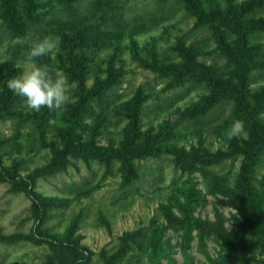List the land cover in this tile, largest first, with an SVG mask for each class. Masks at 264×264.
<instances>
[{"label":"rangeland","instance_id":"374dc122","mask_svg":"<svg viewBox=\"0 0 264 264\" xmlns=\"http://www.w3.org/2000/svg\"><path fill=\"white\" fill-rule=\"evenodd\" d=\"M114 1L119 7L106 12L103 20H93V0H76L70 8L50 5L42 11L39 24H30L23 16L25 0H9L22 34L13 35L0 20V161L9 174L28 176L44 169L54 158L60 146L59 133L77 104L74 92V101L62 110H50L48 129L39 131L34 119L42 109L28 110L23 98L7 88L8 80L28 70L26 57L32 44L50 34L61 37L59 53L38 63L47 64L53 74H67L70 80L78 81L83 71L87 90L104 82L111 70L116 79L107 89L104 102H92L82 117L76 142L88 143L106 154L122 150L128 125L125 114L138 89L145 97L140 131L152 133L150 141L160 142L154 145V155L130 161L135 175L126 183L117 157H112L110 163L94 158L87 162L73 160L63 172L39 178L35 190L50 205L44 220L37 217L23 193L12 192L9 182L0 183V233L33 238L0 243V264H60L73 258L72 254L55 255L43 240L79 247L83 252L75 259L83 264H149L153 252L150 244L161 226L167 225L165 211L180 217L188 203L194 206V216L213 221L218 211L226 220L225 227L232 228L229 219L235 210L225 203V197L211 193L209 186L216 177L225 186H235L247 158L236 153L216 163L214 157L239 148L252 149L251 134L246 130L232 139L226 135L236 122L232 118L234 102L223 99L201 113L202 107L197 109L195 104L209 95L204 84L171 85L170 78L141 66L138 58L178 65L182 59L174 48L183 41L195 53L196 62L227 79L233 65L226 48L234 45L236 35L225 30L217 42L211 29L200 25L181 0ZM194 1L207 16L206 22L220 29H227L229 23L224 24V20L233 17L244 24L264 23V6L259 0ZM247 4L252 6L246 12L242 9ZM86 22H91L94 29L87 26L88 32L83 30ZM95 34H100L104 43L93 44ZM245 41L260 50L247 85L250 92H257L264 89V32L254 31ZM189 109L190 116L184 119ZM163 128L171 130L167 139L159 134ZM199 169L206 172L205 178ZM252 169L250 184L260 189L264 184V156L258 157ZM124 234L139 236L119 259L115 254ZM182 234L169 228L164 231L159 264H264V248H246L227 256L220 252L215 238L201 245L196 232H192V240L186 244Z\"/></svg>","mask_w":264,"mask_h":264},{"label":"trees","instance_id":"16d2710c","mask_svg":"<svg viewBox=\"0 0 264 264\" xmlns=\"http://www.w3.org/2000/svg\"><path fill=\"white\" fill-rule=\"evenodd\" d=\"M76 0H25V12L23 13L24 20L30 24H39L42 11L48 9L50 5L63 6L70 8ZM164 1V0H157ZM186 8L194 13L200 25H207L218 42L221 35L225 30L233 31L236 35L234 45L222 44L226 48V54L229 63L233 65L229 78L224 79L223 75L217 73L214 69H207L202 64L195 61V53L192 52L190 47H185L183 41H178L174 51L182 59L181 63L174 66H166L159 64L156 60L146 62L138 58L141 66L152 70L159 74L160 77L170 78L169 84H181L183 82H191L195 85L204 84L209 91V95L204 97L201 102L196 103V108L202 107V112L205 113L213 105L219 103L223 99H231L235 104V111L232 118L235 121H242L244 129L251 134L250 143L252 144L251 150L236 149L230 154H222L219 157H214L215 162H220L224 157H229L236 153H241L247 156L243 161L240 172L235 186H225L221 179L216 177L212 181L210 187L211 193H218L225 197V203L229 205L235 213L231 215L229 221L232 223V228L228 230L224 223L225 218L221 213L215 211V219L209 221L201 219L193 215L194 206L188 203L184 206L181 216H174L171 211H165L167 225H162L157 231L155 238L150 244L153 249L150 254L149 264H159V253H161V240L166 229H172L174 232H183V240L186 244L192 240V232H196L199 242L202 245L204 240L215 238L219 244L220 252L224 255L231 256L242 250H254L257 248H264V184L260 189L252 187L250 184L253 176L252 167L258 162V157L264 156V118L261 117L264 111V89L257 92H250L247 85L250 83L249 72L252 68L256 67L255 57L259 55V47H252L247 44L245 38L248 34L259 31L264 32L263 24H244L241 19L233 17L232 19H225L224 24L228 27L218 28L215 24L206 22L207 16L201 12L197 7L194 0H181ZM264 6V0L258 2ZM1 24L6 25L8 31L16 36L21 33L19 30L20 21L16 16V12L11 7L9 0H0ZM252 4H247L242 10H248ZM118 8L117 2L114 0H93L92 4V18L93 20L105 17L106 12L112 13L115 8ZM205 15V16H204ZM114 16V15H113ZM89 26L94 29L93 24L86 22V26H82L83 30L88 32ZM22 34V33H21ZM93 44L104 43L103 37L100 34L92 35ZM110 68H112L110 66ZM116 81L113 71L109 73L108 78L104 82H98L90 90L85 88L84 73L79 72L78 82H80L78 89L75 91L77 104L71 114L67 116L64 129L59 133L60 146L55 150V156L44 169H36L28 176H21L18 174H9L3 168L0 161V183L9 182L12 185L11 191L14 193H23L27 199L30 200L32 207L36 209L37 217L44 220L46 214L50 210V205L41 199V196L36 192V182L41 177L54 176L66 170L73 160H82L87 162L89 158L100 160L104 163H110L112 157H117L122 164L123 182H128V178H133L135 171L130 165V161L134 159H141L154 155V145L160 141H150L152 133H142L140 131V115L141 105L145 97H142L141 90L138 89L135 95L128 103L126 117L128 125L125 131V145L122 150L117 154L102 153L95 147L90 146L88 143L76 142V130L81 124L82 117L92 105V102L101 104L104 102V97L107 89ZM11 99H4L3 101H10ZM189 109L184 114V119L190 116ZM51 119L50 110L42 108L40 115L34 119L36 128L39 131H46L49 127V120ZM220 129V127H218ZM164 139L171 136V130L163 128L159 132ZM158 134V135H159ZM95 149V150H94ZM203 177H206V172L199 169ZM197 196V194H192ZM192 199V198H191ZM138 234H124L120 238L118 251L115 254L117 258L124 257L135 242ZM32 240L30 236H10L5 237L0 233V243H11L19 240ZM54 251L55 255H69L72 254L73 258L66 259L60 264H83L78 262L75 257L82 253V249L72 245L68 242H60L57 240H43ZM54 247V248H53ZM60 261V258H55ZM69 260V261H68Z\"/></svg>","mask_w":264,"mask_h":264},{"label":"clouds","instance_id":"9594fccd","mask_svg":"<svg viewBox=\"0 0 264 264\" xmlns=\"http://www.w3.org/2000/svg\"><path fill=\"white\" fill-rule=\"evenodd\" d=\"M61 37L46 35L34 42L28 50L26 63L28 70L7 81V88L19 97H22L28 110L40 111L62 110L74 101V92L79 82L70 80L67 74H53L47 64L38 63L44 57H52L59 53ZM242 121L234 122L227 130L228 139L244 134Z\"/></svg>","mask_w":264,"mask_h":264}]
</instances>
